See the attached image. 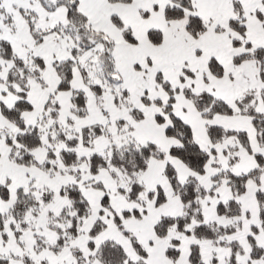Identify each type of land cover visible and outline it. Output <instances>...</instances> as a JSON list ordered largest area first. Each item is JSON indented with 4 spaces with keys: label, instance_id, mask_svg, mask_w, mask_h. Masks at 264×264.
I'll use <instances>...</instances> for the list:
<instances>
[{
    "label": "snow or ice",
    "instance_id": "1",
    "mask_svg": "<svg viewBox=\"0 0 264 264\" xmlns=\"http://www.w3.org/2000/svg\"><path fill=\"white\" fill-rule=\"evenodd\" d=\"M0 264H264V0H0Z\"/></svg>",
    "mask_w": 264,
    "mask_h": 264
}]
</instances>
